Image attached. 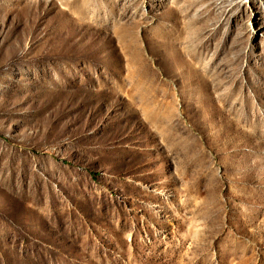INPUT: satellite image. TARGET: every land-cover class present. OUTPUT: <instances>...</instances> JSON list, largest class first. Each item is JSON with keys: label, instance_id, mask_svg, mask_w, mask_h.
<instances>
[{"label": "rangeland", "instance_id": "rangeland-1", "mask_svg": "<svg viewBox=\"0 0 264 264\" xmlns=\"http://www.w3.org/2000/svg\"><path fill=\"white\" fill-rule=\"evenodd\" d=\"M0 264H264V0H0Z\"/></svg>", "mask_w": 264, "mask_h": 264}]
</instances>
